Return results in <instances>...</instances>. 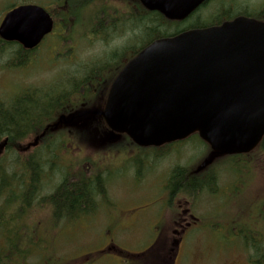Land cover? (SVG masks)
Wrapping results in <instances>:
<instances>
[{
  "label": "water",
  "instance_id": "1",
  "mask_svg": "<svg viewBox=\"0 0 264 264\" xmlns=\"http://www.w3.org/2000/svg\"><path fill=\"white\" fill-rule=\"evenodd\" d=\"M205 1L142 0L149 10L179 20ZM53 25L44 8L24 5L5 16L0 35L30 49ZM96 116L141 146L198 132L213 157L249 152L264 136V21L239 16L153 41L116 78L105 109L62 115L52 129L84 127Z\"/></svg>",
  "mask_w": 264,
  "mask_h": 264
},
{
  "label": "rangeland",
  "instance_id": "2",
  "mask_svg": "<svg viewBox=\"0 0 264 264\" xmlns=\"http://www.w3.org/2000/svg\"><path fill=\"white\" fill-rule=\"evenodd\" d=\"M252 1L257 3V5L249 7L252 11H258L264 4V0ZM207 11L208 13L210 12L209 7ZM197 19L196 17H192L188 23L193 24ZM210 19L211 16L208 14L202 17L204 21ZM76 30L78 29L76 28ZM51 45L53 48H60L57 41H52ZM80 48L78 47L76 50L77 55L79 54ZM0 51L1 103L20 95L23 88L30 86L42 87L45 92L50 91L52 82L56 80L59 74L61 75L58 77L66 76V78L78 75L76 74L78 71V60L72 63L71 58H69L67 63L65 61L67 59L66 55L55 56V53L50 60L48 57L50 55V48L47 44L35 51L32 61L21 69L10 67L14 62L12 59L13 47L1 48ZM91 55L81 53L79 57H83L82 60L85 61L90 59ZM15 62L19 63L20 58H16ZM75 80L77 81V79ZM73 83L71 82V86L74 85ZM60 133L56 136L58 137ZM30 136L22 141V144L32 141L33 137ZM96 139L98 137L93 139V147L91 146L89 150H86L83 146L73 144L74 149L70 151L69 156L65 155L68 153L66 149H62L60 153L63 155L65 161L70 159L66 164L71 166V168L77 167V162L86 158H89L92 164L89 165L88 163L84 166L85 170L103 167L101 170L104 171L105 175L110 177L107 198L109 200V206L106 203L105 205L102 204L100 208H96L95 213L93 212V215H91L92 217H84V219L73 224H68L57 231L52 229L49 238H47L48 234H46V229L44 230L45 224L42 222L51 221L50 213L45 209L36 212L34 219L42 223L40 224V231H42L41 234L43 237H46V246L50 248L49 251L45 249L44 253L48 255L50 252L51 264L54 262L53 254L57 256L61 264L158 263V261H154L153 257L148 260L146 256H141V253L144 249L151 250L153 247H155L154 252L156 253L166 250L170 251L169 249H172L173 245L170 243V240L173 236V229L176 227L174 220L178 218L180 224L184 225L186 221H183L182 218L187 214L184 213L180 217L173 211L178 209L177 212H183L185 208L189 210L188 213L194 210L195 214L202 219L206 216L208 221L204 222L202 220L199 223V218L194 213H191L192 220L190 218L189 220L192 221V224L186 227L185 231L187 229L189 230L186 233L184 231L185 234L183 235V253L180 252V259H177L175 264H243L242 248H240L238 242H232L231 238L233 234L228 232L230 230L229 227H219V230L223 229L224 234L219 232L222 236L218 237V232L215 227L210 228L208 226L205 228L202 225L210 222V219L213 220L217 210L221 213L220 218L225 214L227 216L229 214L232 217V211L236 207L248 210L249 219H241L242 223H253L264 201L256 198V192L259 194L264 193V168L262 171L258 168V170H255L254 173L249 175V181L255 184L252 185V188H249L247 185L238 184L235 187L230 189L226 188L227 190L225 189V191L222 190L215 194L216 196L219 194L223 195L222 199L226 198L229 204H224L223 201L219 203L220 199H213V196L210 198L208 192L201 194L202 198L200 202H196V205H193L194 203L185 196H180L175 201L174 207L171 210L168 209V211L172 212L165 213V223H163L161 222L162 216L159 207L164 196L163 184L166 178L163 177H166L170 169L178 163L200 168L202 166L219 163L221 158L213 157L211 150L206 148L198 140V137L194 136L186 142L180 141L170 145L167 149L170 150V153L164 157H157V154L162 152H157L159 149L155 147L140 149L134 146V153H132L134 156L132 157L135 160L130 162L133 169L129 172V168L123 165L128 156L120 155L112 149L98 153L97 144L95 143ZM6 151L7 149L4 150L3 156L9 155L11 157V150ZM35 151L36 149L31 150L30 153H34ZM140 152L144 153L138 155L137 153ZM15 154L17 153L15 152ZM230 160V158H226V161ZM258 163L260 165L262 162L258 160ZM107 166L110 167L109 170ZM219 167H224V164L222 162L219 163ZM219 170L221 169L218 168L220 185H230L232 183L231 175H235V170L232 173L227 170L223 172ZM86 173L89 174V171L86 170ZM122 174L127 176H122ZM60 180V176H56L54 183L56 184ZM253 199L255 201L249 206L248 202ZM114 219H116V224L112 222ZM223 221L224 219H221L220 222ZM227 223L225 224L230 225ZM176 236L179 235L177 234ZM111 244L114 245L116 250L111 251L109 249ZM98 252L102 253L92 260L85 256L87 254H97ZM165 259L164 256L160 258V263L165 264ZM90 261L94 263H90ZM167 264H172V258L167 260Z\"/></svg>",
  "mask_w": 264,
  "mask_h": 264
},
{
  "label": "trees",
  "instance_id": "3",
  "mask_svg": "<svg viewBox=\"0 0 264 264\" xmlns=\"http://www.w3.org/2000/svg\"><path fill=\"white\" fill-rule=\"evenodd\" d=\"M236 11L264 18V4L258 11H252L249 7ZM196 13L198 11L193 17ZM223 15L232 14L227 10ZM223 15L214 16L208 21L198 20L192 26H206L211 22L222 21ZM181 24L174 27L163 15L151 12L145 17L135 15L124 26L120 24L118 31L125 34L127 31L131 32L129 42H133L136 49L155 36L169 35ZM25 62L27 61L21 64ZM71 82H74L73 86ZM84 84L80 75H74L65 77L60 84L50 88V91L30 86L23 88L20 95L6 104L0 102V142L8 138L9 149L15 148L18 151V143L30 135L42 133L49 124L57 120L61 112L73 111L83 103L90 106L89 94L80 92ZM102 124L106 126L103 119L97 117L94 125L100 131L104 128ZM47 132L36 152L28 155L17 153L11 157L0 156V264H51L50 252L48 255L44 253L45 249L49 251L50 248L46 246L47 240L41 234L40 224H45L44 230L46 229L49 238L52 229L57 231L89 217L104 203L109 206L107 198L110 177L104 174L102 168L86 169L89 174L86 173L84 166L92 164L89 158L81 159L77 162V167L71 168L66 164L69 160L65 161L60 153L62 149L68 150V142L85 144L87 132L62 131L58 137ZM103 133L106 134L105 131ZM189 171L188 167L181 165L171 170L166 187L169 197L173 198L179 192L190 196L204 188L200 189L207 181L189 176ZM56 176H60L61 180L55 184ZM41 209L49 211L51 221H35L34 214ZM254 248L255 255L251 256L254 255L256 264H264V243L255 242ZM154 250L155 247L151 249L153 252ZM52 257V264H61L55 254Z\"/></svg>",
  "mask_w": 264,
  "mask_h": 264
},
{
  "label": "flooded vegetation",
  "instance_id": "4",
  "mask_svg": "<svg viewBox=\"0 0 264 264\" xmlns=\"http://www.w3.org/2000/svg\"><path fill=\"white\" fill-rule=\"evenodd\" d=\"M28 4H36L43 7L49 15L54 20L53 31L47 35L44 39L46 40L47 46L50 48L49 58L51 60L53 52L56 51L57 55H66L67 60L71 58V62L74 63L75 60H78L77 63V73L81 76L85 84L81 87L80 92L89 94L90 99L96 100L95 102L105 104L112 85L116 80L117 76L121 73L124 67L132 60L138 53H140L145 47L151 44L153 41L167 37L175 36L179 33H182L186 30L206 28L215 25H221L226 21H231L239 16L245 15L248 17L256 16L241 14L237 12V9L255 6L257 3H254L252 0H206L203 2L195 11H193L188 17L182 20H170L167 19L162 13L156 10H149L142 2V0H0V25L4 17L13 9ZM210 8L208 13L207 9ZM227 10H230L232 15H223ZM194 17L198 18L194 21H204L202 17L205 14L211 16V19L214 16L223 15L222 21L211 22L206 26H192L188 21L193 17V14L197 12ZM151 12H156L163 15L168 22L174 24H181L179 28L167 36H155L143 45L138 48H134V43L129 42L131 32L127 31L126 34L121 30L118 31V27L124 26L129 20H132L135 15L145 17ZM259 19V18H257ZM187 20V21H186ZM76 28L78 30H76ZM176 29V28H175ZM112 32V33H111ZM53 36V37H52ZM57 37V39H56ZM52 41H57L60 48H53ZM44 40L41 44L34 49H26L20 42L17 41H7L0 37V48L12 47L14 46L15 52L12 56L13 60L20 58L21 61L31 60L34 57V52L41 48ZM78 47H81L79 54L84 53L92 54L90 59L85 61L82 60L83 57H79V54H76ZM24 56V57H23ZM78 56V57H77ZM23 57V59H22ZM77 58V59H76ZM68 63V62H67ZM76 77V76H75ZM102 127L104 125L102 124ZM114 144V145H113ZM110 147L117 148V151L120 155H127L128 157L124 161L125 166L129 169L131 168L130 162L133 161L132 152L133 143L127 137L120 138L116 143H113ZM230 161H226V158H221L219 163H223L224 167H219V163L211 164L200 171L195 169L189 171V176H196L198 178L204 179L205 185L200 187L202 190H197V193H192L190 198L187 197L185 193H180L177 196L169 197V191L167 190L169 176L165 179L163 184L164 196L162 203L160 204L159 210H161L162 220L161 222L165 223V213L172 212L168 211L174 207L175 201L180 196H185L190 200L193 205H196V202H200L204 192L209 193V197L216 200H219V203L223 201L224 204H229L227 199H222L223 195H215L219 191H225V189H230L235 187L238 184L247 185L249 188H252V185H255L253 182H250L248 177L251 173H254L255 170L262 171L264 168V136L260 141L259 145L249 153L232 156ZM230 158V157H227ZM262 162L260 165L258 163ZM228 163V164H227ZM103 168V167H101ZM219 171L227 170L228 172H233L235 170V175H231V184L228 186L220 185V175ZM125 169V168H124ZM128 172V171H127ZM124 175V174H122ZM165 178V177H163ZM226 189V190H227ZM214 191V192H213ZM211 192H213L211 194ZM224 193V192H223ZM256 198L259 200H264V193H257ZM165 200V201H163ZM255 200L248 202V205H252ZM178 209L173 212L177 213L178 216L187 213L182 219L186 221V224H180L178 218L174 220L176 227L173 229V236L171 237L170 243L173 245L170 251H167V257L172 258V262L176 263L177 259H180L182 251V243H184V234L189 230L186 227L192 224L191 213L195 214V211L192 210L191 213H188V209L185 208L183 212H177ZM233 216L231 217L225 214L220 218V211L214 215L213 220L210 219V222L204 223L202 226L207 228L208 226L215 227L218 232V237H221L224 234L223 229L219 230L221 226H227L230 228L228 232H234L231 238L233 242H238L240 248L243 251V264H256L254 259L255 255V242L260 244L264 243V201L259 208L258 214L254 219V222L251 224H244L241 222V219H249L248 210L240 207H236L233 211ZM199 219L200 223L202 220L208 221L206 216L204 219L195 214ZM230 218V219H229ZM221 219H224L223 222H220ZM228 222L226 225L225 223ZM199 225V224H198ZM185 231V233H184ZM221 232V233H219ZM179 236H176V235ZM217 237V238H218ZM152 252L143 251L142 256H146L149 260ZM251 254H254L251 256ZM153 264H159L154 263ZM161 264V263H160Z\"/></svg>",
  "mask_w": 264,
  "mask_h": 264
}]
</instances>
